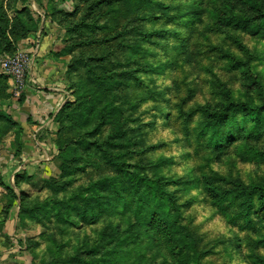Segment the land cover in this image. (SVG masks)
Masks as SVG:
<instances>
[{
    "label": "rangeland",
    "instance_id": "374dc122",
    "mask_svg": "<svg viewBox=\"0 0 264 264\" xmlns=\"http://www.w3.org/2000/svg\"><path fill=\"white\" fill-rule=\"evenodd\" d=\"M0 3L8 18L0 42L17 24L27 29L10 40L8 51L0 50V264H106L111 248L116 255L127 251L128 264L136 258L196 264L194 255H176L160 236L154 241L147 229L151 210L167 212L199 237V264H261L258 196L245 222L239 199L220 198L211 185L228 190L264 176V120L231 112L216 130L202 126L212 120L204 112L229 100L264 107V0ZM229 17L247 21L235 25ZM43 21L49 45L42 53L50 49V55L39 58L50 63L35 71L49 79L26 82ZM19 52L30 60L14 94L1 65ZM37 93L61 94L63 103L54 111L16 114L17 104ZM82 102L94 117H75L83 114ZM19 114L28 115L31 128L24 130ZM80 139L93 143L88 161ZM63 160L76 167L69 175L60 168ZM111 182L127 201L136 197L129 210H122V199L109 203ZM109 224L124 229L120 239L101 236ZM127 233L135 235L134 244Z\"/></svg>",
    "mask_w": 264,
    "mask_h": 264
},
{
    "label": "trees",
    "instance_id": "16d2710c",
    "mask_svg": "<svg viewBox=\"0 0 264 264\" xmlns=\"http://www.w3.org/2000/svg\"><path fill=\"white\" fill-rule=\"evenodd\" d=\"M228 21L232 22L235 25H243L245 24L247 19L242 18V17L240 18L229 17ZM7 24H8V18L5 16V13L3 12L2 3H0V35L6 34L5 29L7 28ZM18 30H21V31H18ZM26 34H27V29H22L20 24L13 26L12 28L9 29L8 39L6 38L5 40V37H4L5 43L0 42V46L2 44L4 45V47L0 50H3L4 52L8 51L11 46L10 40L13 42V39H16L18 37H24ZM76 62L78 61L76 60L75 63ZM80 62H83V61H80ZM87 67H88L86 69L87 72L86 71L85 72L89 74L91 68L89 67V65H87ZM83 103L85 102H82L80 105V107L83 106V114L79 111L75 115V117L79 118L83 116V118L86 120L90 116L94 117L96 111L93 108H91L90 111H88V113L85 112L86 105L84 106ZM66 106H68V104L65 105L64 107ZM261 110L263 112H261ZM231 112H246V113L252 114L255 120H258L259 122L264 120V107L262 105L229 100L226 106L216 110V112L214 113H211L209 111L204 112L205 116L209 117L212 120L209 122H205L203 124L202 126L203 130H207L208 128H210L211 130H216L218 124L220 123L224 124L226 122ZM113 132H117V129H115ZM68 142H70V140H68ZM78 142L80 145L84 146V148L87 150V152L84 155V160L88 161L91 158L92 153L94 152L93 143L90 142L89 140L87 141L84 139L83 140L80 139L78 140ZM109 144L112 145V144H117V143H113V141H111ZM61 150H63V148H61ZM100 152H101V157L102 159H105V162L109 164L112 163L111 158H109L106 155V153L104 152V149H100ZM63 163L64 164H62L60 168L63 172H65L66 175H69L74 170V168H76L72 166V164H68V162H66L65 160H63ZM84 163L87 164L89 162H84ZM117 164L119 165V163ZM139 179L145 180L144 177H141ZM213 179L214 177H212V180ZM137 182L138 181L136 180L135 185H134L135 189L139 188L137 186L138 184ZM110 186L114 188V192L111 191ZM110 186H107L109 187V195H111L110 198H112V201L109 203L110 204L119 203V200L122 199L123 200L122 210L124 211L129 210L130 207L127 205V202L129 203L132 200H136V197H133V198L129 197L130 201H127L128 195L127 196L123 195L117 189L115 190L114 182H111ZM211 186H212V189H213L212 191L214 192V195L216 193L220 198L228 197V194L232 193L233 195L231 198L239 199L238 204H240V206L242 207L240 209V213H243L244 218L242 219L245 222H250L251 220V217L249 216V211H250L251 205L253 204L254 195H257L260 200V203H262V206L259 210H260L261 218L264 221V176L261 177L257 181L251 182L248 186H245V187H242L243 185L236 184L233 187H230L228 190H225L217 185H211ZM124 197L126 200L124 199ZM134 213L137 219L138 208L136 206L134 207ZM60 218H63V217L61 216ZM60 218L59 220H61ZM95 218L96 217H94L91 223H94L95 221H97ZM130 225H135V224H130ZM147 225H148L147 229L148 231H150V235L154 237L155 242L158 241V237L160 236L161 238L166 240L167 246L170 247L176 255L181 256V257H187V255L192 254L194 255L195 263L199 264V252H198L199 237L195 235L194 233H192L186 227L176 224V221L172 219L167 212L151 210L149 223ZM182 229L184 230L183 232H182ZM130 230L133 231L134 227L129 226L128 231ZM122 232L123 233L125 232L124 229H120V228L118 229V225L109 224L106 226L105 229L101 231V236L108 240H111L113 238L118 240L120 239L118 236V233L121 234ZM127 238H130L129 243L134 244L135 239H136L135 235L132 237L130 233H127ZM114 244H116V242ZM185 248H189L191 252L186 251ZM87 249L93 251L95 250V247L90 246V247H87ZM127 257L128 258L130 257V254L127 253V251L123 255H116V250L114 248H111L107 253V257H104V259L101 257V259H103L106 264H128L125 262ZM72 260L78 261V262H88L86 260L78 259L77 257H74ZM142 260H143L142 258H136L131 262V264H137V263L139 264L141 263ZM262 260L263 261H261V264H264V259Z\"/></svg>",
    "mask_w": 264,
    "mask_h": 264
},
{
    "label": "crops",
    "instance_id": "0c3cea01",
    "mask_svg": "<svg viewBox=\"0 0 264 264\" xmlns=\"http://www.w3.org/2000/svg\"><path fill=\"white\" fill-rule=\"evenodd\" d=\"M44 28L47 29V26H46V22L43 21L42 26L40 28V31L43 34H42V37L40 38V44H39L40 48L38 47V51H37V56H38L37 63L34 65V71L28 72L26 82L40 80V79L42 80L41 77H43L44 78L43 80H46V81H48V79H49V76H47L45 74H39L35 71V69H37V67L42 68L48 62L50 63L48 58L45 56L43 58L42 57L39 58L40 54L42 56H43V54L45 55L46 53H47V56L50 55V53H49L50 49H47L46 52L42 53L44 50H46L45 48H47L49 45L47 43V40H48L47 36H49V33L44 34V31H43V30H45ZM32 55H33V53H31V56ZM34 55H36V53ZM55 64H57V63L55 62ZM48 66H50V65H48ZM28 86H29V84H28ZM38 99H41V101H38ZM62 103H63V99L61 97V94L49 93L48 96H45L41 93H37L35 95L33 94L31 96H28L27 100H24V102L17 104V106H16L17 109L15 110V112L17 111L16 114H18V112L25 111V110H31L32 112H38V110H39L41 112V111L47 110L48 108H51V109L52 108H58L62 105ZM18 117L20 119H22V118L24 119L25 123L23 124V126H24L25 131L28 130L29 128H31L29 120L27 119L28 115H27V118H25L24 114H19ZM33 127L34 126H32V128ZM37 128H40V126H38Z\"/></svg>",
    "mask_w": 264,
    "mask_h": 264
},
{
    "label": "built area",
    "instance_id": "2783aa9c",
    "mask_svg": "<svg viewBox=\"0 0 264 264\" xmlns=\"http://www.w3.org/2000/svg\"><path fill=\"white\" fill-rule=\"evenodd\" d=\"M29 60L30 56L28 54L19 52L4 60L1 65L4 72L9 74L13 79L12 92L14 94H18L20 89L24 86L25 68L27 67Z\"/></svg>",
    "mask_w": 264,
    "mask_h": 264
}]
</instances>
